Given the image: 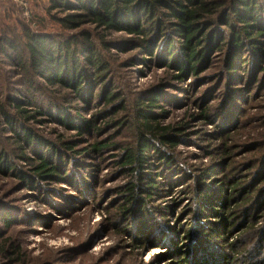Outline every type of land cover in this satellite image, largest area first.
Returning a JSON list of instances; mask_svg holds the SVG:
<instances>
[{"label":"trees","instance_id":"trees-1","mask_svg":"<svg viewBox=\"0 0 264 264\" xmlns=\"http://www.w3.org/2000/svg\"><path fill=\"white\" fill-rule=\"evenodd\" d=\"M25 5L18 4V9L11 1H0V173L18 175L29 187L55 182L77 188L61 171L66 160L102 155L115 147L119 153L114 165L129 180L112 216L133 245L150 249L151 243L165 239L168 230L140 214L148 192L158 184L149 170L154 161L178 169L174 152L186 134L183 126L163 121L168 110L158 103L163 99L158 90L162 81L123 93L114 80L115 66L153 63L170 70L171 79L185 82L208 67L214 55L222 54L220 74L230 91L220 92L225 97L215 114L206 106L200 115L214 123L225 159L229 161L238 146L246 144L253 151L248 164L242 165L249 174L251 170L249 184L244 180L243 187L232 190H243L252 214L264 217V187L259 188L264 180V128L251 127L245 111L257 107L256 101L250 102V97L255 99L252 89L264 82V0H46L43 14L32 13L27 21ZM92 107L96 109L89 112ZM51 123L76 134L67 138L53 128L51 133L57 135L52 138L36 127ZM110 129L115 132L107 140L95 139L75 150L77 135L87 131L98 137ZM125 129L128 140L121 142L117 138ZM258 146L262 150L254 151ZM170 182L167 177V185ZM219 195L199 192L205 213L222 202ZM0 221L2 227L14 223L6 215H0ZM129 221L135 222L132 228L126 225ZM202 227L205 230L197 231L200 241L190 239L193 250L188 257L196 254L193 263L180 256V264H227L226 254L218 253L221 246L206 232L209 226ZM123 232L118 234L122 237ZM260 232L264 246V227ZM0 252L18 264H40L13 237L0 240ZM159 258L155 255L150 264ZM248 261L264 264V255L256 252Z\"/></svg>","mask_w":264,"mask_h":264},{"label":"rangeland","instance_id":"rangeland-1","mask_svg":"<svg viewBox=\"0 0 264 264\" xmlns=\"http://www.w3.org/2000/svg\"><path fill=\"white\" fill-rule=\"evenodd\" d=\"M6 1H11L17 8L18 4L25 2L24 18L20 13L25 21L30 20L32 13L43 14L46 4V0ZM112 52L116 50L112 49ZM118 56L122 55L119 53ZM221 64L222 54H216L197 77H186L185 82L171 79L170 70L153 63L115 66L114 80L123 93L128 89L137 91L148 86L156 87L162 81L158 90L163 99L158 103L168 110L163 121L183 126L182 131L186 134L174 152L178 169H166L156 161L151 166L149 171L156 176L158 184L155 190L148 192L149 199L140 212L151 219L149 222L153 226L168 230L165 239L151 243L150 249L149 245L136 247L113 218V206L122 202L123 186L129 176L117 171L113 160L119 150L110 147L102 155L90 153L66 160L61 171L75 181L77 188L55 182L39 183L40 188L29 187L20 181L18 175L0 173V215L14 220L7 227H2L0 221V240L13 237L21 241L33 262L40 264H150L155 255L160 257L155 264H180V256L185 262L191 259L188 257V251L193 250L190 239L198 238L197 231H202V226H209L210 230L206 232L212 234L214 241L221 246L218 253L226 254L227 264H253L248 261L250 255L256 252L259 257L264 255L260 232L264 227V217L252 214L251 200L242 198L243 190L240 193L232 190L234 186L236 189L237 186L243 187L244 180L249 184L251 170L249 174L242 165L248 164L247 159L253 151H248L245 144L236 148L229 161L225 159L227 155L221 151V139L215 132L214 123L200 115L206 106L211 107L210 112L215 114L217 103L225 97V94L219 96L220 92L230 91L228 82L220 74ZM252 91L255 99L250 97V102L256 101L258 105L245 111L249 115L250 126L261 130L264 128V82H259ZM95 109L92 107L89 112ZM36 127L52 138L57 132H63L67 138L76 134L75 130L65 131L56 123ZM53 128L57 131H53L55 134L51 133ZM113 132L110 129L98 137L87 131L77 135L73 138L78 144L75 150L88 147L95 139L107 140ZM126 132L123 130L117 140L124 142ZM257 148L254 151L262 150V147ZM78 174L80 177H76ZM167 177L172 179L170 185L166 183ZM261 187H264V180ZM199 192L220 193L218 199L222 202L205 213L202 203H199ZM229 192L232 193L231 199L225 200L224 196ZM70 204L74 207L69 208ZM198 208L200 214L197 215ZM134 223L129 221L126 225L132 228ZM116 228L123 232L122 237ZM156 249L164 251L162 257L153 254ZM195 257L193 252L191 263ZM0 264L18 262L0 252Z\"/></svg>","mask_w":264,"mask_h":264},{"label":"bare ground","instance_id":"bare-ground-1","mask_svg":"<svg viewBox=\"0 0 264 264\" xmlns=\"http://www.w3.org/2000/svg\"><path fill=\"white\" fill-rule=\"evenodd\" d=\"M164 251L162 249H156L155 251H153V254H160L162 255Z\"/></svg>","mask_w":264,"mask_h":264}]
</instances>
